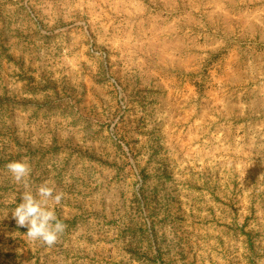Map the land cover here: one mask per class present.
I'll use <instances>...</instances> for the list:
<instances>
[{
    "label": "rangeland",
    "instance_id": "rangeland-1",
    "mask_svg": "<svg viewBox=\"0 0 264 264\" xmlns=\"http://www.w3.org/2000/svg\"><path fill=\"white\" fill-rule=\"evenodd\" d=\"M0 264H264V0H0Z\"/></svg>",
    "mask_w": 264,
    "mask_h": 264
},
{
    "label": "clouds",
    "instance_id": "clouds-1",
    "mask_svg": "<svg viewBox=\"0 0 264 264\" xmlns=\"http://www.w3.org/2000/svg\"><path fill=\"white\" fill-rule=\"evenodd\" d=\"M6 168L12 180L25 189L20 195V202L11 211L12 218L19 227L27 228L25 234L29 239L54 246L66 228L55 210L64 193L57 192L51 181H44L33 192L30 188L32 167L26 157L8 162Z\"/></svg>",
    "mask_w": 264,
    "mask_h": 264
}]
</instances>
